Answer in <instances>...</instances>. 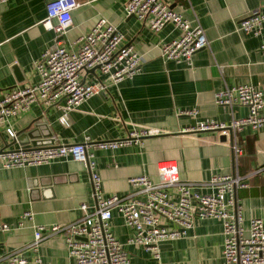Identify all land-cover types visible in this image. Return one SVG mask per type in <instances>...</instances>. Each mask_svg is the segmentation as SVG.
<instances>
[{
    "label": "crops",
    "instance_id": "obj_1",
    "mask_svg": "<svg viewBox=\"0 0 264 264\" xmlns=\"http://www.w3.org/2000/svg\"><path fill=\"white\" fill-rule=\"evenodd\" d=\"M48 1L0 0V91L37 80L34 61L54 45L53 31L42 25ZM76 1L79 5L71 11V25L60 38L62 44L75 50L76 38L98 18H105L139 54V72L78 104L68 112L66 126L58 120V107L32 103L9 119V127L17 132L33 120L41 122L54 145L79 143L85 136L90 142L119 140L138 127L159 129V134L113 149L86 146L93 154L103 195L128 191L130 176L146 175L156 181V163L171 160L182 180H206L218 173L246 175L247 185L234 192L236 204L244 221L258 217L264 224V127L252 130L243 126L236 131L241 153L235 160L227 138L219 140L221 133L181 131L199 120L228 124L246 114L243 106L229 108L213 102V93L224 86L250 82L264 87V50L260 48L264 23L257 36L243 33L236 25L250 13L264 14V0H166L190 24L196 18L208 41L207 47L192 54L190 65L163 60L159 55L160 42L177 35L172 25L150 31L124 14L125 0ZM96 77H101L97 69H87L80 80L88 83ZM189 109L196 113H177ZM0 135L11 140L2 128ZM91 191L89 170L68 157L32 166H0V257L20 249L26 264H36L35 257L42 264H72L63 236H49L33 248L26 246L33 236L29 221L19 228L16 223L26 210L35 224L73 221L81 214L80 203L93 204ZM3 224L9 229L2 230ZM110 229L128 253L129 264H223L221 225L214 218L195 221L185 236L162 243L157 258L149 250L125 242L131 230L115 211Z\"/></svg>",
    "mask_w": 264,
    "mask_h": 264
},
{
    "label": "built area",
    "instance_id": "obj_2",
    "mask_svg": "<svg viewBox=\"0 0 264 264\" xmlns=\"http://www.w3.org/2000/svg\"><path fill=\"white\" fill-rule=\"evenodd\" d=\"M78 5L76 0H50L45 4L42 25L53 31L54 45L34 61L37 80L0 91V128L9 139L15 137V131L9 127V119L26 111L32 103L58 107V120L66 126L68 112L78 104L94 94L105 92L109 84L130 79L139 72V54L130 43L123 42V35L105 18H98L76 38L78 46L75 50L62 44L60 38L71 25V11ZM122 10L152 32H157L165 24L177 30L176 36L159 44V55L163 60L190 65L192 54L208 45L197 19L190 24L166 0H125ZM51 20L55 21L54 25L50 24ZM263 23L264 14L253 12L237 21L236 25L243 33L257 36ZM260 48L264 50V43ZM93 67L101 77L82 82L80 75ZM213 102L229 108L240 105L247 112L228 124L203 119L181 131L215 130L223 134L235 160L241 153L236 131L243 126L252 130L264 127V87L250 82L224 86L213 93ZM177 113L193 116L196 110H178ZM159 133L161 131L156 128L138 127L129 130L126 137L119 140L90 142L85 136L79 143L18 148L0 153V166L6 169L68 157L89 170L93 204L80 203L78 209L81 214L73 221L35 224L30 211L20 214L16 227H22L25 221H29L33 235L31 243L26 246L34 248L49 236L61 235L72 264H129L128 253L110 229L112 211L117 212L123 224L131 230L125 242L149 250L155 258L162 243L185 236L195 221L214 218L221 225L223 264H264V224L258 217L244 221L241 208L235 201V190L247 185L246 175L218 173L206 180H182L173 161L161 160L156 163V181L146 175L130 176L127 179L128 191L109 195L101 193L93 154L86 150V146L113 149ZM1 229L8 230L9 227L3 224ZM3 260L4 264H26L20 249L4 254L0 262ZM33 262L42 264L38 257Z\"/></svg>",
    "mask_w": 264,
    "mask_h": 264
},
{
    "label": "water",
    "instance_id": "obj_3",
    "mask_svg": "<svg viewBox=\"0 0 264 264\" xmlns=\"http://www.w3.org/2000/svg\"><path fill=\"white\" fill-rule=\"evenodd\" d=\"M91 68V70H93ZM42 123L41 122H35V120L28 123L25 127L22 129H19L17 132H15V137L11 138L10 141H5L3 137L0 135V153L7 152L11 150H17L18 148L26 149V148H39L46 145H52L53 142L49 140V137L51 136V133L49 131L44 132L42 130ZM208 131H215V130H208ZM197 132H203V131H195ZM220 141H225V136L221 134L219 137ZM17 144L18 148L12 149L10 148L13 144Z\"/></svg>",
    "mask_w": 264,
    "mask_h": 264
}]
</instances>
